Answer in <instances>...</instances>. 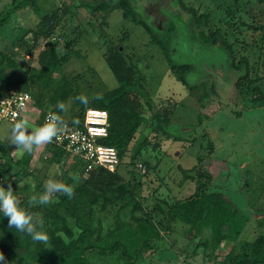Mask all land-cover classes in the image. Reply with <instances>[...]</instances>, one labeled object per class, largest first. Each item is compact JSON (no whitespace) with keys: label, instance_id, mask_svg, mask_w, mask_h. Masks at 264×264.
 <instances>
[{"label":"rangeland","instance_id":"1","mask_svg":"<svg viewBox=\"0 0 264 264\" xmlns=\"http://www.w3.org/2000/svg\"><path fill=\"white\" fill-rule=\"evenodd\" d=\"M99 1L109 4L117 2L35 0L38 8L35 9L36 15L32 9L25 7L12 14L0 30V48L15 42L18 53L14 58L20 63L15 71H26L30 80H35L37 54L46 40L55 42L57 54L60 55L64 40L75 37L71 44L73 55L56 68L47 86L35 90L38 99L33 103L36 95L31 98L28 119L25 120L32 127L38 126L39 111L49 106L51 94L63 79L73 92L87 97L115 87L117 83L105 62V56L107 49L117 48L124 60L143 75V84L154 109L168 106L172 110L165 129L170 139L160 137L157 148L148 146L149 155L145 158H130L129 155L136 151L144 134L152 142L155 138L144 125L136 130L129 143V152L117 168L124 183L131 186L139 182L141 196L146 198L143 206L150 209L154 197L166 198L171 202L173 197L187 195L192 182L182 179L179 168L190 169L201 164L212 176L208 189L226 193L234 209L247 218L239 238L250 240L255 234L264 235V106L242 109L243 101L235 87L236 71L227 63L226 52L192 44L187 38L188 9L192 8L197 14H207L203 32L218 28L224 39L232 44L235 60L247 56L252 65L250 74L254 75V71L264 73L260 65L264 58V32L257 28L264 21V0H181L183 8L176 0H129L131 7L153 32L159 33L169 21L176 25L171 40V59L194 67L195 75L187 78L189 86H193L190 91L171 74L159 47L151 41L143 27L123 19L117 9L92 13L91 8L85 6ZM9 2L0 0V11ZM42 11H55L52 20L56 23L48 39H40L30 48L31 34L27 29L33 26L38 13ZM68 15L71 17L68 18ZM15 37L19 39L15 41ZM65 103L70 104L69 111L60 114L65 121H76L77 101L69 96ZM240 109L242 112L239 116L231 112ZM143 114L148 116L151 111L144 108ZM12 126L6 122L0 123V141L12 159L18 162L16 169L24 167L29 173L12 186L19 200L23 197L19 188L25 183L31 186L34 183L35 189L42 192L43 184L50 176L63 182L68 180L66 183L70 184L79 183L80 179L85 178L77 159L56 151L51 144L19 156L7 140ZM138 163L141 167L135 165ZM4 169V159L0 156V184L6 187V181L19 177L14 175L15 168L9 171ZM78 174L79 180L73 181L71 176L78 178ZM24 204L21 203V206ZM26 207L31 206L28 204ZM115 210L116 205L107 206L103 212L94 207L91 223L95 226L96 220L101 221L104 230L112 223L111 216ZM31 214L42 217L43 210L33 207ZM83 218L86 220V217ZM175 226L173 233L160 238L155 242L153 251L143 253L134 264H200L206 263V258V264H219L232 246L231 242L222 241L213 251L210 245L196 247V241L189 236V240L185 238L184 229L187 227L178 222ZM200 239L202 242L209 241V228L202 230ZM183 257L186 259L182 260ZM86 258L91 264H127L114 254L96 251L88 252Z\"/></svg>","mask_w":264,"mask_h":264},{"label":"trees","instance_id":"2","mask_svg":"<svg viewBox=\"0 0 264 264\" xmlns=\"http://www.w3.org/2000/svg\"><path fill=\"white\" fill-rule=\"evenodd\" d=\"M177 1L181 6V0ZM36 6L35 0H10L0 11V30L7 24L12 14L25 7L32 9L36 15L35 9H38ZM85 6L90 7L92 13L117 9L123 19H129L135 25L143 27L149 33L151 41L159 47L175 79L189 91L193 89V86H189L187 78L195 75L194 67L188 63H176L171 59V40L177 28L172 21L167 22L162 30L156 33L131 7L129 0H117L113 4L99 1ZM54 12H39L33 26L27 29L31 34L30 48L35 46L38 40L48 39L51 36L56 23L52 20L55 17ZM188 12L190 17L187 38L190 42L195 45L215 47L221 52H226L227 63L232 70L236 71L235 87L243 101L242 109L263 107L264 73L259 74L254 71V75H251L252 65L247 56H240L235 60L232 44L224 39L218 28L203 32L207 14H197L192 8L188 9ZM70 17L71 15H68V18ZM257 28L264 32V21ZM18 39L19 37H15V41ZM74 41L75 37H67L62 45V53L59 55L55 42L46 40L43 49L37 54L38 68L35 80L28 79L26 71L21 73L15 71V68L20 66L14 58L18 53L14 47L15 42L0 48V95L8 90H18L28 91L31 98H34L37 94L35 90L47 86L56 68L67 62L73 55L71 44ZM105 62L117 85L100 94L89 96L87 106L77 101L76 118L79 121L83 111L88 107L106 110V135L98 142L115 148L119 163L128 154L129 143L133 140L136 130L144 125L153 134L155 140L152 142L144 134L137 144L136 151L129 156L145 158L149 155L147 154L148 146L157 148L160 137L170 139L165 129L172 110L168 106L154 109L143 84V75L136 67L124 60L117 48L107 49ZM260 65L264 69V58ZM254 67L257 69L256 66ZM36 82L39 83L38 86L35 85ZM77 95L63 79L51 94L49 106L39 111L38 126L45 111L61 113L57 108V102H66L69 96ZM37 99L36 95L33 103L37 102ZM144 108L151 111V114L144 116ZM231 112L239 116L242 110ZM54 149L63 152L56 147ZM0 156L4 159V170L9 171L15 168L14 175L19 177L6 181V187L9 184L15 186L20 179L23 180L29 175L24 167L16 169V166H19L18 162L12 159L1 141ZM179 169L182 179H189L192 182L191 191L185 196L173 197L171 202L166 198L154 197L155 201L150 209L143 206L146 198L141 196V184L135 182L130 186L124 183L117 171L110 172L104 168H97L91 170L80 181H78V174L75 181L79 183H74L75 194L72 198L58 195L57 199L48 206L34 207L43 210L42 218L45 220V228L49 235L47 244L34 242L27 233H20L15 228L10 229L8 219L0 213V251L4 253L9 264H91L86 258V254L90 251L114 254L116 258L127 264H134L143 253L153 251L155 242L166 234H171L173 226L178 222L187 226L184 231L187 235L185 238L189 240L190 237L196 241V247L210 245L213 251L222 241L231 242V248L222 256L219 264H264V235L256 234L251 241L239 238L247 218L234 209L226 193L208 189L211 174L201 164H196L190 169ZM4 170L2 172H5ZM19 191L23 194L20 202L25 203L23 207L31 213L33 207L26 206L28 197L32 194V186L25 183ZM35 191L39 192L37 188ZM14 194L16 195L15 191ZM113 205H116V210L111 216L112 223L103 228L104 230L99 220H96V225L93 226L90 218L93 208L97 206L103 212L107 206ZM204 228L210 229V239L207 242H202L200 239ZM206 259L204 262L207 263Z\"/></svg>","mask_w":264,"mask_h":264},{"label":"clouds","instance_id":"3","mask_svg":"<svg viewBox=\"0 0 264 264\" xmlns=\"http://www.w3.org/2000/svg\"><path fill=\"white\" fill-rule=\"evenodd\" d=\"M74 100L85 106L89 103L88 97L84 94L77 95ZM69 107L70 104H66L64 101L57 102L60 112L67 113ZM65 126L66 121L59 112L49 113L44 123L36 127L30 126L27 120L20 119L14 122L7 140L17 150V154L23 156L25 153L31 154L36 149L53 143L59 138ZM71 179L75 181L77 177L72 175ZM74 188V184L50 176L44 182L42 192H36L35 184L32 183V194L28 197V204L31 207L48 206L55 201L58 195L72 198L75 194ZM0 213L8 219L10 229L15 228L20 233H27L34 242L43 244L49 242L45 220L42 217L33 216L25 207L21 206L11 184L7 187L0 184ZM0 262L9 264L2 251H0Z\"/></svg>","mask_w":264,"mask_h":264},{"label":"built area","instance_id":"4","mask_svg":"<svg viewBox=\"0 0 264 264\" xmlns=\"http://www.w3.org/2000/svg\"><path fill=\"white\" fill-rule=\"evenodd\" d=\"M31 95L28 91L8 90L0 95V123L14 124L29 110ZM50 111H45L40 125L44 123ZM25 115V114H24ZM107 112L104 109L88 107L83 111L79 121H66V126L59 138L51 143L77 159L83 175L94 169L104 168L110 172L117 171L118 154L115 148L104 146L98 140L106 135ZM141 167V164H135Z\"/></svg>","mask_w":264,"mask_h":264},{"label":"crops","instance_id":"5","mask_svg":"<svg viewBox=\"0 0 264 264\" xmlns=\"http://www.w3.org/2000/svg\"><path fill=\"white\" fill-rule=\"evenodd\" d=\"M28 112H29V111L25 112V113H24L25 115L23 114V117L19 118V120H20V119H24V120H25V119H28V116H27V115H28ZM185 226H186V225H185ZM186 227H187V226H186ZM175 229H176V226L174 225V226H173V231H172V233L174 232ZM186 229H187V228H186ZM186 229H184V231H185ZM255 235H256V234H255ZM255 235H254V236H255ZM185 236H186V235H185ZM254 236H253L249 241H251V240L254 238ZM240 239H241V238H240ZM241 240H242V239H241ZM185 259H186V258H184V257L182 258V260H185Z\"/></svg>","mask_w":264,"mask_h":264},{"label":"flooded vegetation","instance_id":"6","mask_svg":"<svg viewBox=\"0 0 264 264\" xmlns=\"http://www.w3.org/2000/svg\"><path fill=\"white\" fill-rule=\"evenodd\" d=\"M177 1V0H176ZM177 3H178V1H177ZM182 3V2H181ZM178 5H179V3H178ZM180 6V5H179ZM180 7H182L183 8V4L180 6ZM208 19V18H207ZM207 23V22H206ZM220 31V30H219Z\"/></svg>","mask_w":264,"mask_h":264}]
</instances>
